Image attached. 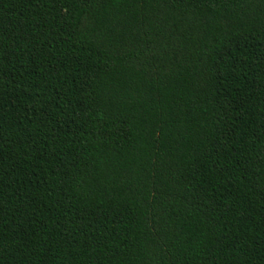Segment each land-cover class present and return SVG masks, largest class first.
<instances>
[{"label": "trees", "instance_id": "16d2710c", "mask_svg": "<svg viewBox=\"0 0 264 264\" xmlns=\"http://www.w3.org/2000/svg\"><path fill=\"white\" fill-rule=\"evenodd\" d=\"M0 264H264V0H0Z\"/></svg>", "mask_w": 264, "mask_h": 264}]
</instances>
